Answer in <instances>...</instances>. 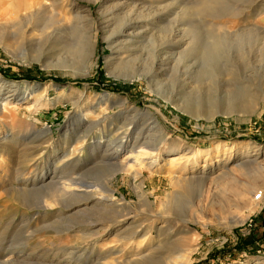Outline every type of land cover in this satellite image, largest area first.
I'll return each mask as SVG.
<instances>
[{"label":"rangeland","instance_id":"obj_1","mask_svg":"<svg viewBox=\"0 0 264 264\" xmlns=\"http://www.w3.org/2000/svg\"><path fill=\"white\" fill-rule=\"evenodd\" d=\"M39 1L50 9L33 13L23 9L25 0H0V81L27 83L40 96L38 103L48 105L29 109L31 99L0 120V263L61 262L75 253L70 248L84 243L80 239L90 226L71 225L82 220H70L72 228L62 235H37L55 218H35L25 204L34 205L47 192H15L32 163L39 166L32 176L49 175L79 136L84 149L71 178L85 185L108 182L112 203L129 207L127 223L145 228L107 250L104 241L114 240L121 227L110 225L112 235L94 239V250L82 255L84 264L264 261V0ZM206 3L209 8L197 10ZM124 21L134 25L128 30L133 33L119 34L118 43L109 45L105 38L118 34ZM124 40L128 44L119 45ZM180 41L178 49L172 46ZM120 46L128 49L118 51ZM119 53L127 55L124 68L113 71ZM151 63L160 84L144 77ZM87 113L100 117L102 125L87 131L78 123V115ZM124 124L130 125L125 137L130 144L147 141L160 154L155 158L137 147L109 160L116 150L111 143L106 147L102 139L99 147L90 146ZM45 128L50 140L42 143L46 139L38 130ZM218 143L226 148L215 152ZM44 147L41 155H48L39 157L36 150ZM105 163L142 175L134 180ZM69 170H59L53 181L62 182ZM190 178L204 181L189 184ZM139 188L148 205L138 203Z\"/></svg>","mask_w":264,"mask_h":264},{"label":"bare ground","instance_id":"obj_2","mask_svg":"<svg viewBox=\"0 0 264 264\" xmlns=\"http://www.w3.org/2000/svg\"><path fill=\"white\" fill-rule=\"evenodd\" d=\"M198 7L199 8H197V10L200 11L204 8H209L210 4L206 3V4H203V5L198 6ZM23 9L33 10L34 11L33 13H38V11H40V10H43L44 12L47 11L48 9H50V6L42 5L39 0H25V6ZM30 14H31V16H33L32 13H30ZM35 15H38V14H35ZM56 23L60 25V28L67 27V23L63 22V20L62 21L57 20ZM133 26L134 25L131 23H128V21H124V22H122V24L120 26V31L118 32V34L112 32V34L110 36H108L109 38L106 37L105 40L107 41V43L109 45H115L118 43L116 41H118L117 39H118L119 34H124V33L128 34L127 32H129L128 35H131L133 33L131 31H128V30H133L134 29ZM212 29H213L212 31H223V30H217V28H212ZM223 32H226V30H224ZM226 33H224V34H226ZM119 43H121L119 45H124V44H128V41L124 40V41L119 42ZM174 43H172V46L174 45L176 49H178L182 45V41H180L179 43L177 42L176 44H174ZM127 49H128L127 46H120L118 51H125ZM167 51H168V49H167ZM119 54L120 55H117L118 56L117 65L114 67L113 71H119V69L124 65L123 61L127 58V55L121 56V53H119ZM170 55L173 56V54H170ZM210 55H211V53L207 54V57H209ZM116 59H117V57H116ZM111 62H112V59L107 58L105 65L111 67L112 66ZM155 64L156 63H151V65L147 68V71H146L144 77L146 78V80L149 83H151V84L154 83L157 85V84H160V80H158L160 77L158 76L159 74H157V72H156ZM123 68L124 67H122V69ZM119 73H121L120 75L128 76V74H124L122 72H119ZM129 75H131V74H129ZM130 79H134V76L130 77ZM14 96H17V98H15ZM39 98H40V96L36 95L35 89L31 88V86L27 83L0 81V120H2L1 118H3V116L9 114L10 112H13L16 109V107H15L16 105L19 106L20 104L28 102L31 99H32V102L29 106V109L34 110V109H39V108H46V106H48V105H40L38 103V101L40 100ZM98 104H100V103H98ZM88 114H89V116H88ZM91 115H93V119L89 121V118ZM78 120H79L78 123H80V121H81L85 125L88 126L87 131L96 129L97 127L102 125L101 118L98 116L96 117V115L92 114V113H87L86 115L79 114ZM33 125H34V123H33ZM127 126L124 124L123 128L122 127L117 128L113 134H111L109 132L107 137L104 135L99 137L90 146L92 148H96V147H99L100 145H102V143H103V142H101L102 139L108 141V143L106 142L107 144L105 143L104 146L110 147L112 144V147H114L116 149L115 152H113L111 155L108 156L109 160L114 159V157L118 154V151H120V150L129 149V151L131 152L132 150H134L137 147L139 149L140 148H143V149L148 148L150 151H153L155 158H156V156H158L160 154V151L158 149L159 147L154 146V145H150V144H148L147 141H143L141 144L133 143V142L130 144L129 140H127L125 138L127 133H128V130H126ZM153 128H154V126H153ZM26 130H27V128L25 129V132H26ZM38 131L40 132L39 134L42 135L43 138L46 139L42 143H46L47 141L50 140V138L48 136L49 130H47L45 128L44 130H41V131L38 130ZM84 139L85 138H83L82 136L81 137L79 136L74 141L75 143H74V146L72 147V149L70 147L71 150L69 151V153H66V151L61 152V156H60L61 160H59V162L56 165L53 164V167H52L53 169L51 170L49 175H47L45 172H43L42 174L40 173L41 174L40 177H39V175L38 176H32L34 169H37L39 167L37 164L32 163L34 161L32 159L33 161H31V163H32L31 164V166H32L31 172H28V174H27L28 176L23 178V180H24L23 182L25 184L23 185L22 189L16 188L17 191H15L18 194H28V195L30 193L35 194V193H38L40 191L47 192V194L44 195L43 197L41 196L40 199H38V201L36 203H34V205H32L34 201L32 203H26L27 205L25 204V208L27 210H32V211L34 210L35 211V213H33V217H35V218L43 217L44 218V217L48 216V217H50V219L54 220V218H55V220H56V221L54 220L52 222H49L46 225L44 224V225L40 226V228H38L39 232H37L35 230L37 232L36 233L37 235L45 234V233L51 234L52 236L53 235L57 236L60 234L62 235L63 233L68 232L67 230L72 228L71 225H75V224H79L80 227H81V225H83L84 227L90 226V228L87 230L88 232L86 231L87 232L86 234L84 232L82 234L83 235L82 238L80 239L84 243H81L79 240V242H80L79 244H81V245L76 244V245H74V247L70 248L71 251H73L75 253H68L66 255V257L61 262L60 261L59 262L49 261L48 263L46 262V264H81V263L84 264V261L81 260L83 253L94 250V248L91 247V243L94 244V241L96 240V238L97 237L99 238V236L101 234H103V235L105 234L104 236L107 238L110 235H112V232H113L112 229L108 228L110 225L111 226L112 225H120L121 227L118 230V232L114 233L115 234L114 240L108 239V241L107 240L104 241V243H105L104 245L108 246L107 250L109 248H113V246H117V244H121L122 242H124L126 240H130L132 235H134V233H136L135 229H137L139 232H142L143 229H145L143 227V225H141L140 223L139 224H135L133 222L127 223V219H124V217L129 215V213H128L129 207L125 203H121V204H117V202L112 203L113 199L111 198V196H109L111 194L106 195L107 192H110L107 189L108 182H102L100 185H97V183L85 185V184H82V182L80 183V182L76 181L77 178H74V179L71 178V175L75 174L74 169L76 168V166L79 163H81V155L80 154H81L82 150L84 149L83 144H82ZM136 139H138V137H136ZM151 143L155 144L156 140H155V143H153V142H151ZM225 148H226V146L220 145L219 143L213 146V150L215 152H218L221 149H225ZM45 149H46V147L36 150V152H38L37 154L39 155V157L40 156L46 157L48 155V154L41 155L45 151ZM208 154H209L208 150H206L204 155L206 156ZM103 155L104 154H102V156ZM142 155H148V153H142ZM106 156L104 155V157H106ZM67 157H69V158L66 159ZM49 161H52V160L50 159ZM24 162H25V160H24ZM155 162H156V160H153L152 162H150L148 164V166L145 167L144 170L149 171L153 167ZM244 164H246V163L245 162L242 163V166ZM40 165H41L42 170H43L42 167H44V170L47 169V168H45L46 162H41ZM105 165L106 166L108 165L109 167L114 166L113 169H115L114 170L115 172L122 173L126 176H131L132 179H134V180L142 175V171H135V170L131 171L130 168L125 167L124 165H120V166H116V167L113 164H106L105 163ZM64 169L65 170L70 169L69 171H71V173H69L67 176L62 178V179H64L63 181L61 179L62 182H59L56 180L53 181L55 179V176L60 173V172L58 173V171L59 170L64 171ZM16 173H18V171H16ZM34 173H35V171H34ZM21 174L22 173H18L16 176L19 177V176H21ZM61 174H62V172H61ZM63 174H65V173H63ZM50 175H52V177H50ZM29 176H31V178H28ZM79 176L80 175L78 174L75 177H79ZM222 176H224V175H222ZM111 177H113V176H111ZM111 177H109V178H111ZM15 178H17V177H15ZM174 179H176V178H174ZM17 181L19 182L18 179H17ZM203 181L204 180L201 178L200 179L190 178L188 182H189V184L190 183L195 184L198 182L201 183ZM186 184H188V183L186 182ZM260 196L261 195H259L258 199L260 198ZM167 198H170V195H167ZM137 199H138L139 204L141 203L144 205H148V201H147L143 191L140 188L137 191ZM22 205H24V204H22ZM121 212H124V214H121ZM90 213H93V215H98L99 218L94 219V220L81 219L82 218L81 216H84V215L88 216ZM100 217H104V220H102ZM122 218L124 220H122ZM73 219L82 220V221L81 222L79 221L78 223H74V224L68 223L70 220H73ZM118 219H121V221H119ZM61 224H63V225L64 224H69V225L71 224V225L68 227H64V228L62 227V229H59L57 226H60ZM25 225H27V223H25ZM91 225H93V227H91ZM36 234L33 233L30 235V237H33ZM147 234H148L147 231L144 232L142 234L141 238L144 239ZM92 239H93V241H91ZM44 242L50 244L48 241H44ZM105 250H103V251H105ZM46 252H50V250L46 249ZM77 252H81V253L76 255ZM108 252H110V251H108ZM71 260H74L73 263L70 262ZM0 264H18V263H16V261L7 260L5 262H1ZM255 264H264V261H256Z\"/></svg>","mask_w":264,"mask_h":264},{"label":"built area","instance_id":"obj_3","mask_svg":"<svg viewBox=\"0 0 264 264\" xmlns=\"http://www.w3.org/2000/svg\"><path fill=\"white\" fill-rule=\"evenodd\" d=\"M259 197V196H258Z\"/></svg>","mask_w":264,"mask_h":264}]
</instances>
